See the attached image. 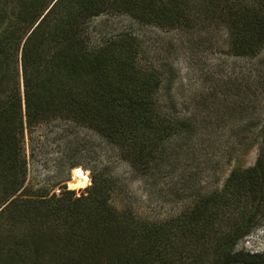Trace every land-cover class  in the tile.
Masks as SVG:
<instances>
[{
  "label": "trees",
  "instance_id": "trees-1",
  "mask_svg": "<svg viewBox=\"0 0 264 264\" xmlns=\"http://www.w3.org/2000/svg\"><path fill=\"white\" fill-rule=\"evenodd\" d=\"M5 4L14 5L9 15L1 9ZM105 4L192 36L208 23L211 32L224 31L235 57L253 60L264 46V0H0V252L10 249L22 264L29 249L43 247V238L38 243L33 232L45 223L61 237L43 264L103 263L99 238L106 264H200L205 256L207 264H264L263 255L234 251L264 215V143L253 167L230 174L221 197L211 193L196 199L165 227L135 224L130 215L123 221L109 205V182L93 172L91 186L79 197L64 189L59 196L42 188L31 191L24 133L40 123L67 118L92 126L142 173L164 163L160 146L167 141L190 139L203 130L209 136L228 132L229 121H242L254 106L253 93L264 92L261 73L255 84L249 78L229 80L219 91L223 97L209 90L192 100L188 113L172 116L158 99V73L134 68L132 43L87 48L86 19L96 8L106 11ZM220 217L233 225L221 228ZM173 229L183 247L177 262L168 253Z\"/></svg>",
  "mask_w": 264,
  "mask_h": 264
},
{
  "label": "rangeland",
  "instance_id": "rangeland-1",
  "mask_svg": "<svg viewBox=\"0 0 264 264\" xmlns=\"http://www.w3.org/2000/svg\"><path fill=\"white\" fill-rule=\"evenodd\" d=\"M12 7L14 5L5 4L1 9L9 15ZM106 7L104 12L96 8L86 19L83 29L84 38L88 40L87 48L96 50L110 42L132 43L135 49L132 54L136 52L132 60L134 68L158 73L162 81L158 99L172 116L188 113L192 109V100L201 99L199 94L209 90L214 89V93L223 97L219 91L221 87L227 89L229 80L245 83L249 78L255 84L258 73H261L264 81V46L255 59H243L228 51L224 31L213 29L211 32L208 23H204L208 29L203 25L192 36L181 28L141 22L119 5ZM253 94L250 104L254 106L241 116L242 121L237 118L234 125L229 121L228 132L219 133L215 128L212 136L203 130L190 139L167 141L160 146L166 161L162 165H150L142 173L131 167L121 152L108 145L92 126L77 124L67 118L40 123L24 133L28 166L26 182L31 191L42 188L49 196H59L64 189L79 197L91 186L93 172L109 182V205L119 215H124L123 221L130 215L135 224L146 222L165 227L178 220L196 199L211 193L221 197V190L232 172L254 166L264 143V92L258 90ZM228 100L232 102V97ZM72 164H77L76 168L87 176L86 183L76 189L69 188L76 169L71 168ZM224 218L220 217L221 228L233 225L230 219ZM256 220V226L238 242L235 252L264 256V215L259 214ZM23 230L22 227L20 231ZM36 232H33V238L37 242L43 238L44 245L34 246L35 251L29 249L22 264H43L58 248L61 236L57 239L55 233L59 235L60 231L42 223ZM174 233L180 232L175 229L168 232L171 235V247L168 248L171 262L175 261V256L176 262L184 257L183 252L180 253L183 247L178 241L179 235L175 237ZM95 242L104 259L103 263L99 260L97 264H106V254L103 255L101 246L103 241L99 238ZM119 249L117 244L116 255H119ZM6 250L0 252V264H18L11 250ZM204 259L200 264H207L206 256Z\"/></svg>",
  "mask_w": 264,
  "mask_h": 264
},
{
  "label": "bare ground",
  "instance_id": "bare-ground-1",
  "mask_svg": "<svg viewBox=\"0 0 264 264\" xmlns=\"http://www.w3.org/2000/svg\"><path fill=\"white\" fill-rule=\"evenodd\" d=\"M74 179L69 184L70 189L80 188L87 181V176L79 168L73 170Z\"/></svg>",
  "mask_w": 264,
  "mask_h": 264
}]
</instances>
